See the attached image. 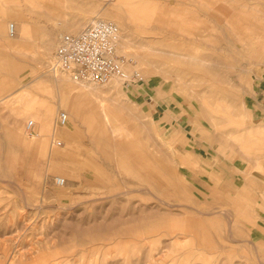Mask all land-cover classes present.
Here are the masks:
<instances>
[{"label":"rangeland","instance_id":"obj_1","mask_svg":"<svg viewBox=\"0 0 264 264\" xmlns=\"http://www.w3.org/2000/svg\"><path fill=\"white\" fill-rule=\"evenodd\" d=\"M36 1L0 0V264H264V169L253 165L259 158L264 167V124L243 106L257 116L264 0H85L77 31L68 25L81 21L82 0ZM230 6L254 15L260 54L242 52L233 28L221 51ZM19 7L32 30L23 25L10 37ZM93 18L120 27L129 82L93 85L54 71L60 37ZM30 88L33 97L21 98ZM33 109L45 118L20 127ZM177 109L193 124L181 128ZM61 111L72 114L65 127ZM164 118L189 139V166L183 149L173 159Z\"/></svg>","mask_w":264,"mask_h":264},{"label":"built area","instance_id":"obj_2","mask_svg":"<svg viewBox=\"0 0 264 264\" xmlns=\"http://www.w3.org/2000/svg\"><path fill=\"white\" fill-rule=\"evenodd\" d=\"M120 37L121 30L115 22L93 18L79 33L60 37L54 68L69 73L74 81L103 84L112 78L124 77L129 82L124 72L125 59L117 52ZM140 80L137 76L136 81ZM67 120V113L60 112L57 124L65 126ZM33 126L31 122L28 129ZM54 144L60 146L61 142ZM65 183V179L56 178L58 186L63 187Z\"/></svg>","mask_w":264,"mask_h":264},{"label":"crops","instance_id":"obj_3","mask_svg":"<svg viewBox=\"0 0 264 264\" xmlns=\"http://www.w3.org/2000/svg\"><path fill=\"white\" fill-rule=\"evenodd\" d=\"M33 1L34 0H29L28 5L30 6V3L33 2ZM51 1L54 2L53 0H51ZM234 2H238V1L235 0ZM34 4L38 6L39 2L37 4V1L35 0ZM51 5L53 7V4H51ZM78 6L83 11V17H82L81 21L78 24H76V25L75 24L73 25V24L69 23L68 26L73 31L79 30V28L81 26V22L83 20H85L87 18L88 14H89V7H88V5H87L85 0L80 1ZM41 7H44V5H41ZM18 10H19L18 13H19L20 21L17 24L16 33L18 32V33L21 34V30H22V26L23 25H27V27L30 30H32L31 29L32 28L31 24L27 20H25V18L22 15L21 7H19ZM200 10L202 11L203 9L200 8ZM222 12L224 14V19H225L227 27L225 28L226 43H225V47H221V51H226L228 49L227 45L229 43L230 35L234 36V33H233L234 31L231 30V33H230V29L233 28V30L235 29V31H236L235 33H236L237 37H236V39H234L232 41L234 43H242L243 44L242 52H244V53L246 52L247 55H249V54L250 55L260 54L261 46L263 45V43H262V39H260V36H259L260 28H259V26L257 24V21L255 20L254 15H252L250 13H247V12H244V11L239 12L238 10L235 9L234 6L224 7L222 9ZM21 19H23V20H21ZM230 23H231V25H230ZM246 28H247V30H246ZM21 36H20V38H21ZM21 39H24V38L22 37ZM0 58H2V57H0ZM207 58L211 59V57L209 55H206L205 59H207ZM33 89L34 88H32V89L30 88V90L27 89L26 92H24V93H22L20 95V97L24 99V98H29L31 96V98H32L33 97L32 92L35 93L33 91ZM36 89H37V87H36ZM254 99H255L256 106H257V111H256L257 112V116L256 117L253 115L252 110H251L250 106L248 105V103L244 102L243 106L245 107L246 111L250 114L251 120L252 119H254V120L258 119L259 122L264 124V81H260L256 85L255 98ZM28 103H30L29 106H31V104H33L31 101H29ZM32 107H33V105H32ZM159 110L160 109L157 108L156 112H158L159 114H162ZM25 113L26 114H23V116L20 117V121H21L20 122V127H22L24 125L25 118H27V117L45 118V117H40L41 116L40 113L35 111V109H33V111H30V112L27 111ZM185 113L186 112L181 113L177 109L175 114H174V116H172V118H174L176 121L181 123V128H184V129L187 128V126L193 124V122L195 120L193 118V121H189L188 119L186 121H182L181 120L182 116H184ZM191 113L192 112H189L188 114L191 116ZM151 117H152V121L154 123H157V121L154 120L152 115H151ZM192 117H193V114H192ZM158 122L165 128L166 133L168 134L167 143L171 144L172 146L174 145L173 146V148H174V150H173V159L177 160V158H179V156L182 155L181 154V149H183L184 150L183 153H184V156H185V158L183 160V162H184L183 165L189 166L190 162L188 161L187 157L192 153V151L190 150L189 139L185 138L184 136L182 137V133L179 132V131H176V129L174 128V123L170 119L164 118V119H162V120H160ZM191 134H192L194 140H196V141L199 140V135H195L192 132H191ZM201 135H202V138L205 139V142L209 143V138L204 136L205 133H204V135L201 133ZM12 137L13 136H11V138ZM245 138L246 139H244V140H249V135H246ZM255 140H257V137L252 136L251 141L254 142ZM260 140H264V138H262ZM248 143L249 142H246V141L243 142V144H244L243 148L244 147H249L250 148L251 146H249ZM210 144H212V143H210ZM239 146L240 145H238V147L236 148V151H240V152L243 153V150L245 148L242 150V149L239 148ZM204 149L205 150H209V148H207V147H205ZM223 150L224 149H222L221 147H220L219 151L216 148V151L214 150V152L216 154L215 157L217 158L218 156L225 155ZM249 158L252 159L251 157H249ZM226 161L227 162H231L232 160L230 159V157H227ZM253 161H254L253 165H254L255 170L262 171L264 169V167L260 163L259 158H254ZM219 164H221L220 160H219ZM225 166H226V164H225ZM238 202L239 201L232 202L233 207H234L236 212H239L240 214H243L242 205L240 203H238Z\"/></svg>","mask_w":264,"mask_h":264},{"label":"bare ground","instance_id":"obj_4","mask_svg":"<svg viewBox=\"0 0 264 264\" xmlns=\"http://www.w3.org/2000/svg\"><path fill=\"white\" fill-rule=\"evenodd\" d=\"M12 27L14 28V30H13V32H12ZM246 30H247V28H246ZM250 30V29H249ZM251 31V30H250ZM1 32V31H0ZM3 32V31H2ZM8 34H9V36L11 37L12 35H15L16 34V26L13 24V23H11L9 26H8ZM14 37V36H13ZM12 37V38H13ZM263 41V40H262ZM118 47H119V45H118ZM117 52H118V48H117ZM184 59H186V60H190V61H192L193 59L192 58H190V57H183ZM193 61H195V60H193ZM196 62V61H195ZM202 63V62H201ZM124 66H125V64H124ZM53 69H54V67H53ZM55 72L56 71H58V69H55L54 70ZM125 75L127 76V77H129L128 76V74L125 72ZM120 79H122V80H124L125 78L124 77H122V78H120ZM76 82H79V81H76ZM88 84H91V83H88ZM83 85H85V86H88V90H89V92L90 93H92L93 95H100V94H102V92L100 91V90H98V88H95V87H93V86H89V85H87V84H83ZM93 85H95V84H93ZM99 101V110H100V112H101V114H102V117H103V121L107 124V126H109L111 129L113 128V129H115L114 128V125H113V120H112V118H111V116H110V112H109V108L107 107V106H105V104H103V100L102 99H100V100H98ZM61 112H64V111H61ZM66 113V112H65ZM60 114V113H59ZM59 116V115H58ZM67 116H68V120H67V124L65 125V126H67L68 125V123H69V116L72 118V114L68 111V114H67ZM31 122H33L34 124H35V122L33 121V120H30V121H28V123H27V126H26V128H28V126H29V124L31 123ZM64 126V127H65ZM45 128L48 130L49 129V125L47 124L46 126H45ZM62 143V142H61Z\"/></svg>","mask_w":264,"mask_h":264}]
</instances>
